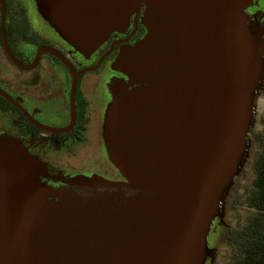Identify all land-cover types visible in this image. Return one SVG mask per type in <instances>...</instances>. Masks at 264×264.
<instances>
[{"label": "water", "instance_id": "95a60500", "mask_svg": "<svg viewBox=\"0 0 264 264\" xmlns=\"http://www.w3.org/2000/svg\"><path fill=\"white\" fill-rule=\"evenodd\" d=\"M5 13L4 0H0ZM83 54L145 7V38L123 48L103 127L123 182L72 178L93 195L58 190L47 165L0 139V264H207L231 191L253 154L264 90V23L255 0H35ZM264 92V91H263Z\"/></svg>", "mask_w": 264, "mask_h": 264}, {"label": "flooded vegetation", "instance_id": "af4514ba", "mask_svg": "<svg viewBox=\"0 0 264 264\" xmlns=\"http://www.w3.org/2000/svg\"><path fill=\"white\" fill-rule=\"evenodd\" d=\"M0 2V139L16 142L30 157L47 165L39 179L58 190L93 195L71 184L72 178L125 181L110 162L103 136L113 90L127 81L114 70L121 50L147 35L146 8L130 18L95 52L83 54L66 42L40 15L35 0ZM246 12L264 23V0ZM216 221L211 238L225 236ZM213 245L212 247H214ZM207 264H212L209 259Z\"/></svg>", "mask_w": 264, "mask_h": 264}, {"label": "trees", "instance_id": "16d2710c", "mask_svg": "<svg viewBox=\"0 0 264 264\" xmlns=\"http://www.w3.org/2000/svg\"><path fill=\"white\" fill-rule=\"evenodd\" d=\"M249 139L256 152L255 179L241 204L251 213L243 226L230 230V245L235 254L233 264H264V136L251 134Z\"/></svg>", "mask_w": 264, "mask_h": 264}, {"label": "rangeland", "instance_id": "374dc122", "mask_svg": "<svg viewBox=\"0 0 264 264\" xmlns=\"http://www.w3.org/2000/svg\"><path fill=\"white\" fill-rule=\"evenodd\" d=\"M264 91V90H263ZM263 96L257 102V120L254 128L257 137L264 136V92ZM257 151V150H256ZM256 152L248 159L241 175L237 178L234 188L232 190V197L230 200L229 207L227 208L222 224L225 226L227 233L225 236L218 240L215 244L211 235L209 237L210 247L215 250L214 257L211 259L212 264H233L234 260V249L231 244V229H235L243 226L246 223L247 217L250 215V210L245 206H242L243 199L246 194L253 188V181L255 179V162ZM218 221V220H217ZM220 225V224H219ZM215 245L214 247H212Z\"/></svg>", "mask_w": 264, "mask_h": 264}]
</instances>
